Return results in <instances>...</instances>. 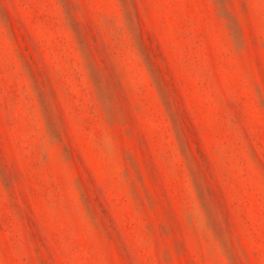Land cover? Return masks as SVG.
<instances>
[{"label": "rangeland", "instance_id": "rangeland-1", "mask_svg": "<svg viewBox=\"0 0 264 264\" xmlns=\"http://www.w3.org/2000/svg\"><path fill=\"white\" fill-rule=\"evenodd\" d=\"M0 264H264V0H0Z\"/></svg>", "mask_w": 264, "mask_h": 264}]
</instances>
